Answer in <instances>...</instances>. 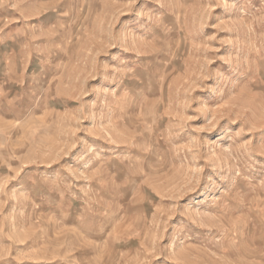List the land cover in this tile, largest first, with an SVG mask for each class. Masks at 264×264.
Here are the masks:
<instances>
[{"label":"rangeland","instance_id":"374dc122","mask_svg":"<svg viewBox=\"0 0 264 264\" xmlns=\"http://www.w3.org/2000/svg\"><path fill=\"white\" fill-rule=\"evenodd\" d=\"M0 264H264V0H0Z\"/></svg>","mask_w":264,"mask_h":264}]
</instances>
